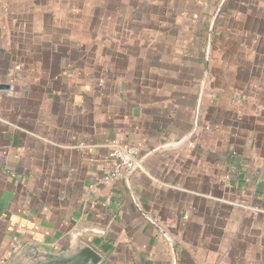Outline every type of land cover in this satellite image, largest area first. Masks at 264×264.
<instances>
[{
  "label": "crops",
  "instance_id": "0c3cea01",
  "mask_svg": "<svg viewBox=\"0 0 264 264\" xmlns=\"http://www.w3.org/2000/svg\"><path fill=\"white\" fill-rule=\"evenodd\" d=\"M77 241L264 264V0H0V264Z\"/></svg>",
  "mask_w": 264,
  "mask_h": 264
},
{
  "label": "water",
  "instance_id": "95a60500",
  "mask_svg": "<svg viewBox=\"0 0 264 264\" xmlns=\"http://www.w3.org/2000/svg\"><path fill=\"white\" fill-rule=\"evenodd\" d=\"M2 88H6L2 86ZM103 256L89 244L77 241L63 252H45L30 245L16 254L8 264H102Z\"/></svg>",
  "mask_w": 264,
  "mask_h": 264
},
{
  "label": "built area",
  "instance_id": "2783aa9c",
  "mask_svg": "<svg viewBox=\"0 0 264 264\" xmlns=\"http://www.w3.org/2000/svg\"><path fill=\"white\" fill-rule=\"evenodd\" d=\"M108 159L114 163L112 172L103 178L104 183L121 180L132 174L140 166L138 149L135 146L113 140L109 144Z\"/></svg>",
  "mask_w": 264,
  "mask_h": 264
},
{
  "label": "rangeland",
  "instance_id": "374dc122",
  "mask_svg": "<svg viewBox=\"0 0 264 264\" xmlns=\"http://www.w3.org/2000/svg\"><path fill=\"white\" fill-rule=\"evenodd\" d=\"M125 43H127V42H122V44H125ZM93 44H95V42H92L90 45H93ZM205 61H208V58H206Z\"/></svg>",
  "mask_w": 264,
  "mask_h": 264
}]
</instances>
